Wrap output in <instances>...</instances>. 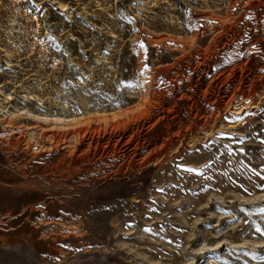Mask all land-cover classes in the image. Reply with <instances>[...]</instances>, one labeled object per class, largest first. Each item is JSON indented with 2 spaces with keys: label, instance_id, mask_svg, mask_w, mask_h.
<instances>
[{
  "label": "rangeland",
  "instance_id": "1",
  "mask_svg": "<svg viewBox=\"0 0 264 264\" xmlns=\"http://www.w3.org/2000/svg\"><path fill=\"white\" fill-rule=\"evenodd\" d=\"M0 264H264V0H0Z\"/></svg>",
  "mask_w": 264,
  "mask_h": 264
},
{
  "label": "bare ground",
  "instance_id": "2",
  "mask_svg": "<svg viewBox=\"0 0 264 264\" xmlns=\"http://www.w3.org/2000/svg\"><path fill=\"white\" fill-rule=\"evenodd\" d=\"M207 120H208V118H207ZM176 141V140H175ZM178 142V141H177Z\"/></svg>",
  "mask_w": 264,
  "mask_h": 264
}]
</instances>
